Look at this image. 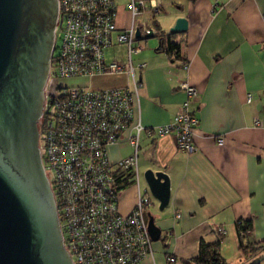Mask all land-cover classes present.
Returning <instances> with one entry per match:
<instances>
[{
    "label": "crops",
    "instance_id": "0c3cea01",
    "mask_svg": "<svg viewBox=\"0 0 264 264\" xmlns=\"http://www.w3.org/2000/svg\"><path fill=\"white\" fill-rule=\"evenodd\" d=\"M156 1L159 13L147 9L134 18L139 28L150 27L149 38L157 41L140 59L133 58L134 63L146 62V67L139 73L141 86L133 100L130 125L107 147L109 160L116 165L132 153L128 137L133 124L140 121L154 127L173 120L185 98L181 82L199 90L190 104L199 124L192 153L178 148L173 136L140 135L138 163L144 170L166 172L171 189L162 210L154 198L145 209L146 221L152 217L160 233L152 240V253L140 264H195L201 240L219 241L226 264H252L260 259L264 264V251L242 253L236 230L237 219L251 220L248 239L264 246V0ZM127 2L115 0L119 29L131 24ZM138 16L145 17L137 20ZM178 17L187 19V29L168 36ZM170 42L176 48L170 50ZM125 51L126 45L114 42L106 57L124 59ZM73 81L97 88H132L125 74ZM220 136L225 138L223 145L216 144ZM137 190L132 184L119 190L121 213L133 208ZM140 192L149 194L146 188ZM220 225L223 233L217 230ZM169 255L176 262L169 263Z\"/></svg>",
    "mask_w": 264,
    "mask_h": 264
},
{
    "label": "built area",
    "instance_id": "2783aa9c",
    "mask_svg": "<svg viewBox=\"0 0 264 264\" xmlns=\"http://www.w3.org/2000/svg\"><path fill=\"white\" fill-rule=\"evenodd\" d=\"M127 1L131 24L119 29L115 0H57L55 39L38 126L39 149L54 194L62 240L73 264H140L152 253L144 212L153 197L138 187L142 133L173 136L177 147L187 153L196 149L199 119L190 104L199 90L185 81L180 83L185 98L173 120L154 127L140 121L133 124L128 137L132 153L116 165L109 160L107 147L130 125L133 100L141 86L139 73L146 67L144 61L133 62V55L142 50L134 18L147 9L160 12L156 0ZM150 31L142 24V37ZM114 42L126 45L124 59L106 57ZM182 67L186 69L187 63ZM107 74L129 76L132 88H97L73 81ZM255 123L262 125L260 120ZM224 142V137H216L217 145ZM127 176L136 181L137 198L129 212L121 213L119 186ZM217 230L223 233L225 229L220 225ZM166 259L176 262L172 255Z\"/></svg>",
    "mask_w": 264,
    "mask_h": 264
},
{
    "label": "water",
    "instance_id": "95a60500",
    "mask_svg": "<svg viewBox=\"0 0 264 264\" xmlns=\"http://www.w3.org/2000/svg\"><path fill=\"white\" fill-rule=\"evenodd\" d=\"M57 15V0H0V264H73L39 149ZM187 26L178 17L169 33ZM135 35L143 40L153 31L142 37L137 26ZM143 179L162 210L170 199L168 174L147 168ZM147 227L158 239L152 217Z\"/></svg>",
    "mask_w": 264,
    "mask_h": 264
},
{
    "label": "trees",
    "instance_id": "16d2710c",
    "mask_svg": "<svg viewBox=\"0 0 264 264\" xmlns=\"http://www.w3.org/2000/svg\"><path fill=\"white\" fill-rule=\"evenodd\" d=\"M160 35H165L162 31H160ZM171 34H168V36ZM176 48V44L174 42L169 43V49L172 50ZM168 49V50H169ZM131 179L127 176L126 179L123 180L122 184H120V188L122 189L129 185ZM236 230L238 234V243L239 249L242 253L249 255H256L262 251H264L263 242H252L248 239L249 235L252 231V223L249 219L239 218L236 221ZM219 241L218 242H207L205 240H201L199 243L198 254L194 258L195 264H226L223 257L219 252ZM262 259L258 260L252 264H261Z\"/></svg>",
    "mask_w": 264,
    "mask_h": 264
},
{
    "label": "rangeland",
    "instance_id": "374dc122",
    "mask_svg": "<svg viewBox=\"0 0 264 264\" xmlns=\"http://www.w3.org/2000/svg\"><path fill=\"white\" fill-rule=\"evenodd\" d=\"M143 17H145V16H138L137 20H140ZM156 41L157 40L155 38H148V39L138 40L137 43L142 46L143 52L141 54L137 55V56H133L134 60L136 61V60L140 59L142 54L144 52H146L149 47H154V45L156 44ZM38 126H39V122H38ZM143 172H144V169L141 166V163H138V174H139L138 186H139V188H140V190L142 192L146 188V185H145V182H144V179H143ZM130 184H132L133 186H136V181L135 180H131ZM259 258H260V256H257V259H259Z\"/></svg>",
    "mask_w": 264,
    "mask_h": 264
}]
</instances>
